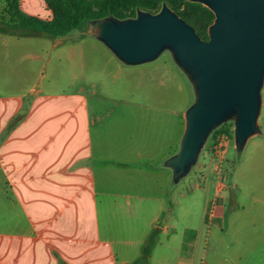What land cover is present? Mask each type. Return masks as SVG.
Masks as SVG:
<instances>
[{
    "label": "crops",
    "instance_id": "0c3cea01",
    "mask_svg": "<svg viewBox=\"0 0 264 264\" xmlns=\"http://www.w3.org/2000/svg\"><path fill=\"white\" fill-rule=\"evenodd\" d=\"M19 6L51 19L43 0ZM31 73L17 90H0V136L29 104L0 143V264H264V178L218 191L201 177L200 203L176 213L162 165L167 133L130 129L128 107L92 86L35 87ZM111 110L121 112L112 123ZM142 216L149 230L135 236L129 221Z\"/></svg>",
    "mask_w": 264,
    "mask_h": 264
},
{
    "label": "rangeland",
    "instance_id": "374dc122",
    "mask_svg": "<svg viewBox=\"0 0 264 264\" xmlns=\"http://www.w3.org/2000/svg\"><path fill=\"white\" fill-rule=\"evenodd\" d=\"M101 1L89 0L95 12L99 11ZM187 3L180 0L166 1L169 9L186 23L185 15L189 17L191 21L188 25L196 32L195 24L202 23L210 12L203 6H188ZM121 7L124 12L122 14L132 15L126 2ZM3 8L4 2L0 0V19L5 18ZM12 37L7 39L0 36V90H17V86L24 82V71L28 68L32 71V80L37 83L35 87L40 84L53 85L55 89L70 91L78 85L87 88L92 86L97 96L106 97L111 104L123 105L120 108L128 107L126 117L130 129L138 130L143 125L152 129L159 128L167 133L166 145L170 147L168 158L177 152L183 132V114L192 104L193 95L188 81L173 64L168 53H163L149 64L125 67L102 44L91 37L82 38L76 31L53 40L43 37L17 40V37ZM262 103L259 119L261 134L250 139L243 152L238 153L234 148L232 125L228 124L227 131L213 137L212 133L207 139L196 166L188 176L176 185L170 184L167 198L172 197L176 202V213L200 203L199 195L203 192L201 177L216 179L218 191L231 188V181L246 182L249 177L264 178V87ZM111 111L110 123L121 114L117 110ZM220 134H226V140L217 158L215 141ZM224 174L227 177L226 183L222 181ZM192 210L193 213L194 208ZM149 219L142 216L130 220L131 232L134 227L135 236L138 230L148 231Z\"/></svg>",
    "mask_w": 264,
    "mask_h": 264
},
{
    "label": "water",
    "instance_id": "95a60500",
    "mask_svg": "<svg viewBox=\"0 0 264 264\" xmlns=\"http://www.w3.org/2000/svg\"><path fill=\"white\" fill-rule=\"evenodd\" d=\"M213 14L207 40L166 4L151 14L112 15L85 24L84 34L102 44L125 67L156 61L168 53L188 81L192 104L183 114V132L175 154L163 162L178 184L196 166L211 134L232 125L238 153L261 134L264 87V0H186Z\"/></svg>",
    "mask_w": 264,
    "mask_h": 264
},
{
    "label": "trees",
    "instance_id": "16d2710c",
    "mask_svg": "<svg viewBox=\"0 0 264 264\" xmlns=\"http://www.w3.org/2000/svg\"><path fill=\"white\" fill-rule=\"evenodd\" d=\"M46 9L51 12L52 19L49 21L41 20L37 17L24 14L20 10L19 0H3L4 8L2 10L5 18L0 19V34L14 36L17 38L43 37L48 39L62 38L76 31L81 37H88L84 34L85 24L91 20L103 18L109 15L117 19L133 17L137 10L145 12H158L162 4L169 0H102L99 11L92 9L89 0H43ZM186 1V0H180ZM126 2L132 10V15L127 16L122 13L121 4ZM167 5V4H166ZM188 6L198 7L200 4L187 3ZM159 8V9H158ZM158 9V10H157ZM157 10V11H156ZM210 12V11H209ZM206 19L195 24L196 32L199 37L207 40V28L213 21V14L207 13ZM187 24L191 20L188 16ZM10 29V30H8ZM19 32L18 34L16 32ZM29 110L28 100H25L21 110L11 118L0 136V143L3 139L15 129L25 118ZM228 124L222 125L215 130L212 137L220 132L227 131ZM163 165V164H162ZM172 184V183H171ZM153 245V239L150 238L147 246L143 250V256L149 255ZM59 264H64L59 261Z\"/></svg>",
    "mask_w": 264,
    "mask_h": 264
},
{
    "label": "built area",
    "instance_id": "2783aa9c",
    "mask_svg": "<svg viewBox=\"0 0 264 264\" xmlns=\"http://www.w3.org/2000/svg\"><path fill=\"white\" fill-rule=\"evenodd\" d=\"M225 140H226V134H220V135L217 137V140L215 141V143H216V148H217V151H216L217 158H218V153L220 152V149L224 146ZM222 179H223L222 181H223L224 183H226L227 177H226L225 174H224V176L222 177Z\"/></svg>",
    "mask_w": 264,
    "mask_h": 264
}]
</instances>
